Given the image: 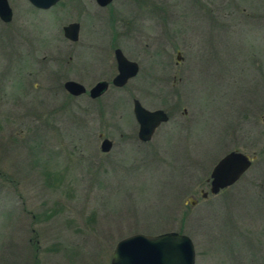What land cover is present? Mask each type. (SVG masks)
Here are the masks:
<instances>
[{"label": "rangeland", "instance_id": "obj_1", "mask_svg": "<svg viewBox=\"0 0 264 264\" xmlns=\"http://www.w3.org/2000/svg\"><path fill=\"white\" fill-rule=\"evenodd\" d=\"M9 2L0 264H111L121 239L167 231L192 238L196 264H264V0ZM74 21L78 43L63 32ZM116 47L140 66L124 88L95 101L64 89L116 76ZM135 98L170 116L148 142ZM100 133L114 141L108 153ZM232 150L257 158L234 186L202 198Z\"/></svg>", "mask_w": 264, "mask_h": 264}, {"label": "water", "instance_id": "obj_2", "mask_svg": "<svg viewBox=\"0 0 264 264\" xmlns=\"http://www.w3.org/2000/svg\"><path fill=\"white\" fill-rule=\"evenodd\" d=\"M34 6L49 9L60 0H29ZM106 6L113 0H96ZM13 8L9 0H0V17L4 22L12 21ZM80 23L71 22L64 27L65 37L77 41L80 38ZM119 73L113 82L124 86L137 76L140 66L137 61L128 59L121 49L116 50ZM181 53L177 59L181 61ZM65 89L73 96L86 92V87L76 80H67ZM109 88L107 81H99L91 90V96L97 98ZM134 114L139 125L138 137L143 142L152 140L157 129L170 120L169 114L162 108L148 109L139 99L134 100ZM102 138L101 151L108 153L113 149L114 141L109 137ZM257 155H250L239 150L225 154L215 164L211 172L209 190L201 189L202 198L218 195L222 190L236 184L252 167ZM196 202H192L194 205ZM111 264H196V250L192 238L178 231H167L159 234L136 233L121 239L114 250Z\"/></svg>", "mask_w": 264, "mask_h": 264}, {"label": "flooded vegetation", "instance_id": "obj_3", "mask_svg": "<svg viewBox=\"0 0 264 264\" xmlns=\"http://www.w3.org/2000/svg\"><path fill=\"white\" fill-rule=\"evenodd\" d=\"M60 2V1H59ZM58 2V3H59ZM97 2V1H96ZM114 2V0L110 3V4H108V5H106V6H102V5H100V4H98V2H97V4L100 6V7H102V8H107L108 6H110L112 3ZM57 3V4H58ZM32 4V3H31ZM56 4V5H57ZM33 5V4H32ZM34 6V5H33ZM55 6V5H54ZM54 6H52V7H54ZM35 8H37V9H42V8H38V7H36V6H34ZM51 7V8H52ZM51 8H49V9H51ZM42 10H48V9H42ZM14 12V11H13ZM151 16H152V14H151ZM161 17H160V20L162 21V24H163V22H165L166 21V15L165 14H161L160 15ZM0 20L2 21V22H4L2 19H1V17H0ZM114 20V19H113ZM158 20H159V18H158ZM160 20H159V22H160ZM116 21V20H115ZM75 22V21H74ZM4 23H7V22H4ZM71 23V22H70ZM80 23V22H79ZM161 23V22H160ZM69 24V23H68ZM132 24V22L130 23V25ZM80 25H81V23H80ZM66 26V25H65ZM64 26V27H65ZM64 27H63V32H64ZM80 35H81V26H80ZM64 36H65V34H64ZM68 41H70L71 43H78L79 42V40H80V38H79V40H77V41H73V40H70V39H68V38H66ZM17 49H18V46H17ZM117 49H120V48H118V47H116L115 48V51H114V53H115V59H116V63H117V70H118V73H119V64H118V60H117V57H116V50ZM92 52H94V51H92ZM179 52V51H178ZM124 53V52H123ZM181 53V52H180ZM81 54L82 55H84V54H88V50L86 49V47H84V49H82L81 50ZM98 55L101 57V55H102V53H98ZM126 56V55H125ZM181 56H182V54H181ZM127 57V56H126ZM131 60V59H130ZM183 60V56H182V58H181V61ZM181 61H178V59H177V64L178 63H180ZM116 76H114V77H112L110 80H107V79H101V80H99V81H107L108 83H109V88L107 89V91L110 89V86L112 85V86H114V87H116V88H124L128 83H129V81L130 80H132V79H130L129 81H128V83L126 84V85H124V86H116L115 84H114V82H113V80H114V78H115ZM70 80V79H69ZM99 81H97L94 85H92V86H88V85H86L85 83H82V82H80V83H82L85 87H86V92L84 93V94H82V95H85V96H88L89 98H91V100H93V101H95V100H97V99H99V98H101L104 94H102L101 96H99V97H97V98H93L92 96H91V90H92V88L99 82ZM66 82V81H65ZM65 84V83H64ZM64 89H65V86H64ZM66 90V89H65ZM67 91V90H66ZM68 92V91H67ZM69 93V92H68ZM70 94V93H69ZM136 99V98H135ZM134 99V100H135ZM95 107H98V106H95ZM133 110H134V101H133ZM100 134H102V133H100ZM104 137H106V136H104ZM101 138V137H100ZM102 139V138H101Z\"/></svg>", "mask_w": 264, "mask_h": 264}, {"label": "trees", "instance_id": "obj_4", "mask_svg": "<svg viewBox=\"0 0 264 264\" xmlns=\"http://www.w3.org/2000/svg\"><path fill=\"white\" fill-rule=\"evenodd\" d=\"M230 188H231V187H230ZM228 189H229V188H228ZM228 189H225V190H223V191H227ZM223 191H222V192H223ZM222 192H221V193H222Z\"/></svg>", "mask_w": 264, "mask_h": 264}]
</instances>
